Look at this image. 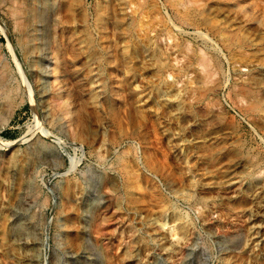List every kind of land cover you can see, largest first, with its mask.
<instances>
[{
	"label": "rangeland",
	"instance_id": "1",
	"mask_svg": "<svg viewBox=\"0 0 264 264\" xmlns=\"http://www.w3.org/2000/svg\"><path fill=\"white\" fill-rule=\"evenodd\" d=\"M0 25V264H264V0Z\"/></svg>",
	"mask_w": 264,
	"mask_h": 264
},
{
	"label": "bare ground",
	"instance_id": "2",
	"mask_svg": "<svg viewBox=\"0 0 264 264\" xmlns=\"http://www.w3.org/2000/svg\"><path fill=\"white\" fill-rule=\"evenodd\" d=\"M38 15H35V19H37L38 21H42L43 20V14H42V12L41 11H38ZM1 26V25H0ZM67 104H66V102L64 103V109H66L67 110V106H66ZM12 144V143H11ZM11 144H10V146H11ZM14 144V143H13ZM9 145V144H8ZM159 205V204H158ZM162 214V212H159V216Z\"/></svg>",
	"mask_w": 264,
	"mask_h": 264
}]
</instances>
